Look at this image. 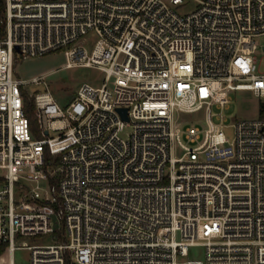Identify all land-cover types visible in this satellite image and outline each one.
Listing matches in <instances>:
<instances>
[{"label": "built area", "instance_id": "built-area-1", "mask_svg": "<svg viewBox=\"0 0 264 264\" xmlns=\"http://www.w3.org/2000/svg\"><path fill=\"white\" fill-rule=\"evenodd\" d=\"M185 1L195 9L178 12ZM261 35L264 0H0V249L9 264L18 248L29 264H264V115L226 124L217 111L241 90L264 112ZM57 50L65 67L99 69L102 83H82L64 105L44 74L13 76L16 55ZM42 234L51 242L20 240ZM195 246L203 259L188 258Z\"/></svg>", "mask_w": 264, "mask_h": 264}, {"label": "rangeland", "instance_id": "rangeland-1", "mask_svg": "<svg viewBox=\"0 0 264 264\" xmlns=\"http://www.w3.org/2000/svg\"><path fill=\"white\" fill-rule=\"evenodd\" d=\"M196 7L193 1H185L183 4L177 5L176 9L180 13H187L194 10ZM256 42L258 45L264 44V35L257 37ZM81 41L85 47L91 51L93 48L96 35L94 32H88ZM259 56H261L259 54ZM66 62L64 52L57 50L49 52L39 56L23 58L20 55H16L13 65V76L16 78L29 80L31 77L44 74L47 82V88L55 96V98L61 104H67L71 101L76 94L78 87L82 83H90L93 85H100L103 81L104 74L99 69L89 66H71L65 67ZM259 70L264 72V59L260 61ZM29 92L42 91L46 89V86L41 83L38 85H26ZM261 99L255 97L249 91H235L231 93V100L226 107H223L217 111H221L224 116V122L231 124L235 120L239 119H254L264 115L261 110ZM202 116L201 112L186 115L188 119H196ZM186 121L181 124V128L184 129L187 125ZM132 130L131 126H125L120 132L122 138L128 137ZM226 136L231 139L233 135L232 127L228 126L224 129ZM54 132H50V136H55ZM179 155V152L176 153ZM21 241L25 245L49 243L51 238L49 235H37V236H24L21 237ZM10 254L8 252H1L0 264H9ZM204 249L201 246L191 247L188 252V258L203 259ZM13 262L15 264H29L30 263V251L26 248L15 249L12 253Z\"/></svg>", "mask_w": 264, "mask_h": 264}, {"label": "trees", "instance_id": "trees-1", "mask_svg": "<svg viewBox=\"0 0 264 264\" xmlns=\"http://www.w3.org/2000/svg\"><path fill=\"white\" fill-rule=\"evenodd\" d=\"M23 111L26 114L30 129L31 131L36 135V136H41L39 131H38V125L35 117V112H34V103L31 97L27 95L26 92L23 94ZM2 250L0 249V254Z\"/></svg>", "mask_w": 264, "mask_h": 264}, {"label": "water", "instance_id": "water-1", "mask_svg": "<svg viewBox=\"0 0 264 264\" xmlns=\"http://www.w3.org/2000/svg\"><path fill=\"white\" fill-rule=\"evenodd\" d=\"M119 111H120L122 117H123L124 119H127V116H126V109H119Z\"/></svg>", "mask_w": 264, "mask_h": 264}]
</instances>
